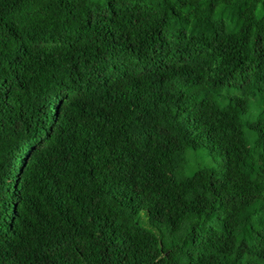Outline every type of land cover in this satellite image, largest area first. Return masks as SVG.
Listing matches in <instances>:
<instances>
[{
  "label": "trees",
  "instance_id": "1",
  "mask_svg": "<svg viewBox=\"0 0 264 264\" xmlns=\"http://www.w3.org/2000/svg\"><path fill=\"white\" fill-rule=\"evenodd\" d=\"M0 264H264V0H0Z\"/></svg>",
  "mask_w": 264,
  "mask_h": 264
},
{
  "label": "rangeland",
  "instance_id": "2",
  "mask_svg": "<svg viewBox=\"0 0 264 264\" xmlns=\"http://www.w3.org/2000/svg\"><path fill=\"white\" fill-rule=\"evenodd\" d=\"M223 163V157H204L203 150L198 148L196 150H188L187 152V163L184 167V174L191 175L198 168L207 165H221Z\"/></svg>",
  "mask_w": 264,
  "mask_h": 264
}]
</instances>
